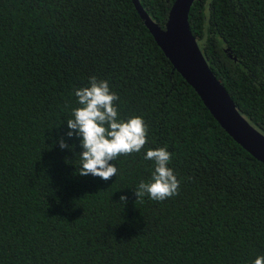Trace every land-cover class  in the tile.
Instances as JSON below:
<instances>
[{
    "label": "trees",
    "instance_id": "1",
    "mask_svg": "<svg viewBox=\"0 0 264 264\" xmlns=\"http://www.w3.org/2000/svg\"><path fill=\"white\" fill-rule=\"evenodd\" d=\"M160 28L173 0H138ZM188 26L237 111L264 134V0H193ZM148 143L80 176L66 120L90 76ZM73 144L61 149L58 137ZM172 153L179 194L136 200ZM121 195L127 197L123 204ZM264 256V163L172 68L131 0H0V264H252Z\"/></svg>",
    "mask_w": 264,
    "mask_h": 264
},
{
    "label": "clouds",
    "instance_id": "2",
    "mask_svg": "<svg viewBox=\"0 0 264 264\" xmlns=\"http://www.w3.org/2000/svg\"><path fill=\"white\" fill-rule=\"evenodd\" d=\"M77 105L71 108V116L66 120L68 138H79L81 151L79 167L80 176L92 175L108 181L117 175V168L112 163L119 156L139 153L148 143V126L141 116L128 119L119 117L116 101L117 93L112 91L109 82L90 76L87 86L74 89ZM61 149L73 150L74 145L58 137ZM165 147L148 149L144 159L154 164V170L148 181L141 180L134 189L136 200L149 199L164 201L179 194L180 180L168 165L172 159ZM119 200L127 202L121 195ZM252 264H264V256H257Z\"/></svg>",
    "mask_w": 264,
    "mask_h": 264
},
{
    "label": "water",
    "instance_id": "3",
    "mask_svg": "<svg viewBox=\"0 0 264 264\" xmlns=\"http://www.w3.org/2000/svg\"><path fill=\"white\" fill-rule=\"evenodd\" d=\"M131 2L172 68L193 89L222 130L253 158L264 163V134L237 111L189 30L187 16L193 0H173L162 28L149 18L138 0Z\"/></svg>",
    "mask_w": 264,
    "mask_h": 264
}]
</instances>
